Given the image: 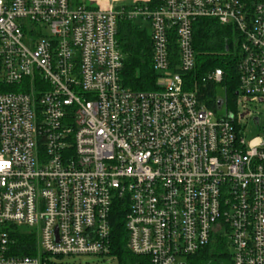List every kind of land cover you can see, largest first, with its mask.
<instances>
[{"label":"built area","instance_id":"2783aa9c","mask_svg":"<svg viewBox=\"0 0 264 264\" xmlns=\"http://www.w3.org/2000/svg\"><path fill=\"white\" fill-rule=\"evenodd\" d=\"M124 5L0 0V264L111 257L118 202L137 264H190L217 237L230 264H264V136L245 135L264 103V0ZM122 18L148 25L156 90L121 83ZM199 18L239 36L235 113L185 85ZM222 80L214 69L201 83ZM22 230L35 256L13 254Z\"/></svg>","mask_w":264,"mask_h":264},{"label":"trees","instance_id":"16d2710c","mask_svg":"<svg viewBox=\"0 0 264 264\" xmlns=\"http://www.w3.org/2000/svg\"><path fill=\"white\" fill-rule=\"evenodd\" d=\"M140 5L144 3H138ZM149 4V3H148ZM125 4L124 8H130ZM238 34L232 26H222L214 19L199 18L192 24V47L196 66L185 76V85L190 91L196 90L197 97L207 109L216 112L217 102L225 101V110L237 111L238 90ZM116 41L123 55L121 83L133 91L156 90V75L151 66V41L149 28L142 23L125 19L117 21ZM221 69L223 80L220 85L203 84L201 79L206 73ZM222 91V92H221ZM221 92V94H219ZM127 207L121 202L114 205L111 216V255L119 264H137L145 259L133 256L126 246L125 216ZM15 241L12 252L19 256H35V236L23 231L11 234ZM226 240L217 239L204 250L189 257L190 264H230Z\"/></svg>","mask_w":264,"mask_h":264},{"label":"rangeland","instance_id":"374dc122","mask_svg":"<svg viewBox=\"0 0 264 264\" xmlns=\"http://www.w3.org/2000/svg\"><path fill=\"white\" fill-rule=\"evenodd\" d=\"M142 26L146 28L148 27L146 23H143ZM221 92L219 94H221ZM221 100L224 101L223 99ZM224 107H225V101H224ZM251 112L259 116L260 122L257 126H255L252 121H247L245 128L246 129L245 135L247 140L253 139L257 136H262V137L264 136V103L255 105V107L251 109ZM219 113L223 114L224 109H221ZM22 231L23 233H27L24 230ZM227 251L230 252V249L228 248ZM62 264H119V263L115 256L110 257V256L83 255V256L64 258L62 260Z\"/></svg>","mask_w":264,"mask_h":264},{"label":"crops","instance_id":"0c3cea01","mask_svg":"<svg viewBox=\"0 0 264 264\" xmlns=\"http://www.w3.org/2000/svg\"><path fill=\"white\" fill-rule=\"evenodd\" d=\"M149 0H72L75 5H83L90 8L109 9L124 4L144 3Z\"/></svg>","mask_w":264,"mask_h":264},{"label":"water","instance_id":"95a60500","mask_svg":"<svg viewBox=\"0 0 264 264\" xmlns=\"http://www.w3.org/2000/svg\"><path fill=\"white\" fill-rule=\"evenodd\" d=\"M236 95H237V93H236ZM220 106H221V101H219L218 103H217V107H218V109L220 108ZM256 121V120H255Z\"/></svg>","mask_w":264,"mask_h":264}]
</instances>
